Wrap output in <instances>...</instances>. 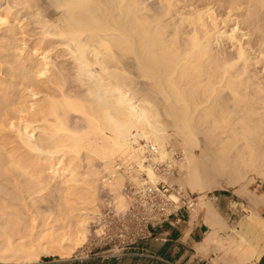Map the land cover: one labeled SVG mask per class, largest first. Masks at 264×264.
Returning <instances> with one entry per match:
<instances>
[{
  "label": "bare ground",
  "instance_id": "6f19581e",
  "mask_svg": "<svg viewBox=\"0 0 264 264\" xmlns=\"http://www.w3.org/2000/svg\"><path fill=\"white\" fill-rule=\"evenodd\" d=\"M49 2L61 15L36 21L29 46L12 6L0 10L1 264L78 259L105 234L103 208L127 214L144 176L177 167L173 136L178 182L199 195L195 214L206 210L212 229L200 247L212 245L213 264H258L264 192L248 186L264 185V0ZM131 66L150 95L135 91ZM201 135L217 149L215 170L249 197L233 226L207 204Z\"/></svg>",
  "mask_w": 264,
  "mask_h": 264
},
{
  "label": "built area",
  "instance_id": "2783aa9c",
  "mask_svg": "<svg viewBox=\"0 0 264 264\" xmlns=\"http://www.w3.org/2000/svg\"><path fill=\"white\" fill-rule=\"evenodd\" d=\"M169 149H173V146ZM174 158L176 161L182 159L180 150L174 152ZM155 172L157 179L151 180L144 176L140 189L137 192L136 189L132 190L136 192L135 201L127 214L117 217L106 213L105 234L98 248L86 250V258L80 257L74 262L90 260L95 249H101V252L92 257L104 261L129 258L134 250L141 249L153 238L154 229L176 222L182 213L188 217L195 214L199 195L175 183L178 168L174 165H156ZM207 196L211 202L218 200L215 194L208 193Z\"/></svg>",
  "mask_w": 264,
  "mask_h": 264
},
{
  "label": "rangeland",
  "instance_id": "374dc122",
  "mask_svg": "<svg viewBox=\"0 0 264 264\" xmlns=\"http://www.w3.org/2000/svg\"><path fill=\"white\" fill-rule=\"evenodd\" d=\"M17 2H18V0H16V1L15 0H13V1L12 0H0V10L1 9H4L5 10V7L7 9L8 6H10V7L12 6L11 7V9H12L11 11L14 10V12H12V15H14V17L16 18V20L18 19L17 21L19 22V25H18V23L13 24V25L16 26L19 29L21 27H25L24 30L19 31V32L20 33H22V32L25 33L26 32L25 34L19 35V37L22 36L21 37L22 39L19 38V37H17V38H19V40L22 41L23 40V35H24V39L28 43L27 44L28 46L31 45L32 42H33V40H34L32 35L34 33H36L37 30H38L37 25H35L36 24V21L38 22V20L41 18L42 20L44 19V21H49L50 23H55V22L57 23V20H58V18L61 15V13H60L59 10H57L54 7H51V5H49V3H50L49 0H38V1H36V8H34L33 10H30V11L28 9H25V8L23 10V7L20 6ZM151 2L153 4H155L153 1H151ZM10 3H13V4L8 5ZM16 4H17V6H16ZM15 7H16V9H15ZM217 8L218 7H216V9ZM38 10H39V12H37ZM42 20H40V21L42 22ZM4 28L5 27H3V29ZM31 31H33L34 33L31 32ZM0 34H1L0 35V37H1L0 40H2V36L4 38L5 32L3 34V30H2V33L0 32ZM22 45L23 44L20 43V46L21 47H22ZM60 49H62V48H60ZM53 54H52L51 57H52V60L54 59L53 61H55V59H56L55 57L56 56H54ZM58 60L59 59L57 58L56 61L58 62ZM59 62H60V60H59ZM131 67H132V70H131ZM131 67L128 70H130V72H131L130 74L131 75L134 73L133 74L134 81L138 82V84L135 82L136 83V85L134 87L136 89L135 91H137V92L139 91V92H142V93H145L146 92L147 94L150 95V93H149V90L150 89L147 88V91L148 92L147 91H144V90H146L145 88H146V85L148 83L145 82V81H143V79H140L141 77H139V74L136 72V69L134 68V66H131ZM139 83H140L141 87L139 86ZM138 88H139V90H138ZM151 96H153V95H151ZM198 138H199V149H196L194 151V155H195L196 159H198V161L200 163L199 166H200V169H202L201 170V173H202V176L203 177H204V174L206 172L205 176H206L207 179L204 177V180L207 183H210L209 184L210 186L212 185V187H211L212 190L206 192L205 194L207 195L208 193H212V194H215L217 197L220 196V195H226V196L229 197V200H230L229 201V205L231 207H230V209L224 211L221 214L228 221V223L231 226H233V225L237 224L238 220H240V218L243 215H249L250 214V207H249L250 204H249V201H248V198L249 197L246 196V195H244V196L243 195H237L235 193V189L233 187H231L229 184H227V182H226L227 178L225 177L226 178V180H225V178L223 177V175L221 176V174H219V172H217V170H215V169H218L217 167H218V164H219L218 163L219 156H217L218 154H216L217 153V151H216L217 149L215 147L213 148L212 147V144L209 141H207V139L204 138L203 135L199 136ZM172 139H173V144H171L170 147L173 146L174 152L177 151V150H180L181 151L182 149H181V147H179L180 146L179 143H181L180 140L178 141V138L175 137V136H173ZM174 152H173V156H174ZM181 154H182V160L179 161V162H177L175 160V158L173 157V160L176 161V166L178 168V176L174 179V181L178 185L180 184V181L182 182V180H184L185 177H186L185 176V172L183 170H180V168H181L180 165L183 164L182 162H183V159H184V154L182 153V151H181ZM216 158H217V160H215ZM178 180H180V181L178 182ZM258 185H260V187H258ZM180 186H181V184H180ZM248 188H249L250 193L253 192L254 194H257V195H260L261 193L264 192V185L261 183V181L259 179H257L256 182L251 183L248 186ZM185 189H188L189 191H191L190 188H188V187H185ZM103 195H104V193H102V196ZM206 203H207V200H206ZM207 204H210L212 206H215L213 204V202L212 203L209 202ZM108 211L112 212L108 208H103L102 213H103L104 217H106V213ZM259 213L261 214V209L259 210ZM98 223H100V222H98ZM103 225H104V222H103ZM98 226L100 227V224L99 225L98 224L96 225L95 223H92L91 226H90V228H91L92 231H95L98 228ZM104 228H105V226H104ZM99 242H100V239H97V238L92 239L91 242L86 246L83 254H81L79 256V258L80 257L86 258V252L85 251L86 250H92L93 248H98ZM100 252H101V249H95V251L93 252V254L90 255V258L91 259L88 260V261H84V262H74L73 260H71V261H61L60 258H58V257H52V256L42 257V261L41 262H42V264H96L99 259L98 258H94L92 256L93 255H96V254H98ZM262 260L264 261V258ZM0 264H1V262H0Z\"/></svg>",
  "mask_w": 264,
  "mask_h": 264
},
{
  "label": "crops",
  "instance_id": "0c3cea01",
  "mask_svg": "<svg viewBox=\"0 0 264 264\" xmlns=\"http://www.w3.org/2000/svg\"><path fill=\"white\" fill-rule=\"evenodd\" d=\"M229 201L228 196L220 195L213 204L223 213L230 208ZM260 209L264 218V206ZM206 216V210L190 217L182 213L176 222L154 229L153 238L141 249L134 250L129 258L110 261L99 259L96 264H213L217 255L212 254V245L200 247L212 233L205 222ZM206 247L210 250L206 251L207 254L204 252ZM258 264H264V261Z\"/></svg>",
  "mask_w": 264,
  "mask_h": 264
}]
</instances>
